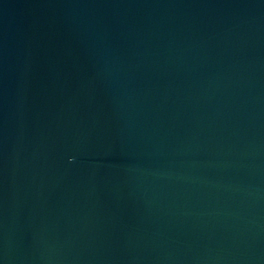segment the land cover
<instances>
[{"label": "water", "instance_id": "obj_1", "mask_svg": "<svg viewBox=\"0 0 264 264\" xmlns=\"http://www.w3.org/2000/svg\"><path fill=\"white\" fill-rule=\"evenodd\" d=\"M0 264H264V0H0Z\"/></svg>", "mask_w": 264, "mask_h": 264}]
</instances>
